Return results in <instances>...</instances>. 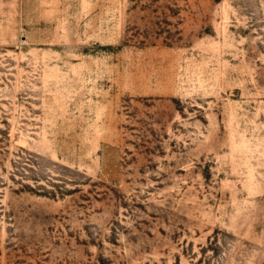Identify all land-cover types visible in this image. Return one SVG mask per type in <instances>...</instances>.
<instances>
[{
    "label": "rangeland",
    "instance_id": "rangeland-1",
    "mask_svg": "<svg viewBox=\"0 0 264 264\" xmlns=\"http://www.w3.org/2000/svg\"><path fill=\"white\" fill-rule=\"evenodd\" d=\"M0 264H264V0H0Z\"/></svg>",
    "mask_w": 264,
    "mask_h": 264
}]
</instances>
